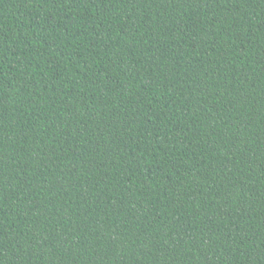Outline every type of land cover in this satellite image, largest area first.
I'll return each instance as SVG.
<instances>
[{
  "label": "trees",
  "instance_id": "obj_1",
  "mask_svg": "<svg viewBox=\"0 0 264 264\" xmlns=\"http://www.w3.org/2000/svg\"><path fill=\"white\" fill-rule=\"evenodd\" d=\"M0 264H264V0H0Z\"/></svg>",
  "mask_w": 264,
  "mask_h": 264
}]
</instances>
